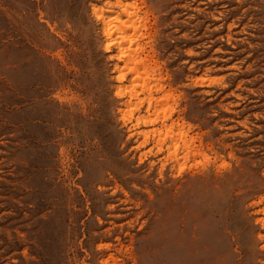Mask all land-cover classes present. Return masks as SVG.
Listing matches in <instances>:
<instances>
[{
    "label": "rangeland",
    "instance_id": "rangeland-1",
    "mask_svg": "<svg viewBox=\"0 0 264 264\" xmlns=\"http://www.w3.org/2000/svg\"><path fill=\"white\" fill-rule=\"evenodd\" d=\"M125 1L175 155L121 120L112 0H0V264H264V0Z\"/></svg>",
    "mask_w": 264,
    "mask_h": 264
},
{
    "label": "bare ground",
    "instance_id": "bare-ground-1",
    "mask_svg": "<svg viewBox=\"0 0 264 264\" xmlns=\"http://www.w3.org/2000/svg\"><path fill=\"white\" fill-rule=\"evenodd\" d=\"M136 6L137 5H135L133 1L112 0L111 3L106 5V8L92 3L91 12L100 24L102 49L108 53L109 58L113 59L111 70L114 73L113 79L116 82V86L113 89L114 93L116 96L125 94L127 97L126 101L123 103V108L118 107L120 108L119 112L122 116L121 120L124 122L130 121L132 118L135 120L134 122L132 121L133 125L128 127L127 134L135 133L133 131L139 128L138 124L140 123L150 124L152 127H149V130L144 129L137 131L138 134H152L153 138L157 139V146L159 145V147L163 141L170 140L175 146V150H172L174 152L177 151L176 149L178 148H176L178 145L176 143H179L177 140L182 137L183 134L181 130H178V132L174 134L173 127L178 126L180 128L182 125H178L175 120L167 121L171 115L170 111L162 110V114L158 112V106L161 100L166 99L169 91L165 93L162 92L161 97L157 94L158 91H162L161 89L164 83L162 82L161 84L158 82L161 78H157L159 73L156 75L157 77H154V73L156 72V68L154 67L155 63L154 61H150L153 55L150 56L151 53H148L149 55L147 54V52H150L149 50L151 47L146 51L147 46L145 49V42H143L144 40L142 41L146 19L144 15L138 12ZM151 52L153 53V51ZM152 63H154V66ZM121 82L123 84H120ZM134 99L135 101L132 102ZM141 104L146 105L144 114L139 111ZM134 105L135 108H132ZM127 107L130 108L128 111ZM134 111H137L136 115L133 113ZM165 111H167V113ZM128 112L130 117L129 115L126 116ZM133 115H135V117ZM121 116H119V118ZM156 121H158L157 124ZM178 135H180V137ZM187 143H189L188 140L184 139V146L182 145V147H184L185 150H187ZM189 152L188 150V153ZM172 153H170V156L175 155V152L174 154ZM176 159L177 158H175V160ZM113 263L115 262H112V264Z\"/></svg>",
    "mask_w": 264,
    "mask_h": 264
}]
</instances>
